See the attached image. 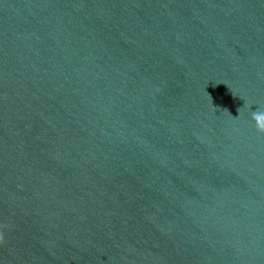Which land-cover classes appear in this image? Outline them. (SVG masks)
I'll return each mask as SVG.
<instances>
[{
    "label": "water",
    "instance_id": "95a60500",
    "mask_svg": "<svg viewBox=\"0 0 264 264\" xmlns=\"http://www.w3.org/2000/svg\"><path fill=\"white\" fill-rule=\"evenodd\" d=\"M259 108L264 0H0V264H264Z\"/></svg>",
    "mask_w": 264,
    "mask_h": 264
},
{
    "label": "clouds",
    "instance_id": "9594fccd",
    "mask_svg": "<svg viewBox=\"0 0 264 264\" xmlns=\"http://www.w3.org/2000/svg\"><path fill=\"white\" fill-rule=\"evenodd\" d=\"M240 116L241 113L239 114ZM251 119L255 122L257 130L264 132V108H259L257 111L251 112Z\"/></svg>",
    "mask_w": 264,
    "mask_h": 264
}]
</instances>
